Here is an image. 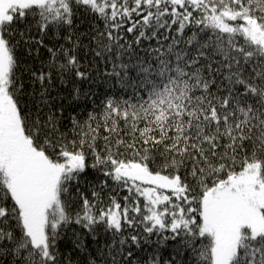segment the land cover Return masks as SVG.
I'll list each match as a JSON object with an SVG mask.
<instances>
[{"label": "snow or ice", "instance_id": "snow-or-ice-1", "mask_svg": "<svg viewBox=\"0 0 264 264\" xmlns=\"http://www.w3.org/2000/svg\"><path fill=\"white\" fill-rule=\"evenodd\" d=\"M0 264H264V0H0Z\"/></svg>", "mask_w": 264, "mask_h": 264}]
</instances>
